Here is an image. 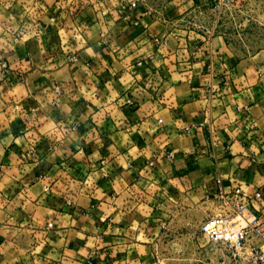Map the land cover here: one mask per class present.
Here are the masks:
<instances>
[{
  "label": "crops",
  "instance_id": "1",
  "mask_svg": "<svg viewBox=\"0 0 264 264\" xmlns=\"http://www.w3.org/2000/svg\"><path fill=\"white\" fill-rule=\"evenodd\" d=\"M193 7L0 0V264H232L198 242L237 188L264 222V57Z\"/></svg>",
  "mask_w": 264,
  "mask_h": 264
},
{
  "label": "built area",
  "instance_id": "2",
  "mask_svg": "<svg viewBox=\"0 0 264 264\" xmlns=\"http://www.w3.org/2000/svg\"><path fill=\"white\" fill-rule=\"evenodd\" d=\"M131 7L136 8L137 3ZM11 70L7 61L0 59V84L8 79ZM262 197L260 190L250 193L240 188L213 196L219 202L220 212L205 219L200 232L209 243L226 250L232 264H264V222L254 211L256 201Z\"/></svg>",
  "mask_w": 264,
  "mask_h": 264
},
{
  "label": "rangeland",
  "instance_id": "3",
  "mask_svg": "<svg viewBox=\"0 0 264 264\" xmlns=\"http://www.w3.org/2000/svg\"><path fill=\"white\" fill-rule=\"evenodd\" d=\"M193 11L187 16L184 25L196 29L208 28L215 33H225L239 53L264 57V0H193ZM195 219V218H194ZM195 222L184 224L180 221L172 231L175 234H200ZM169 232V233H170ZM204 249H210L207 239L199 241ZM188 253L178 264L195 263L192 255L196 252V242H178ZM193 246V247H192ZM220 249H222L220 247ZM182 254V253H181ZM209 260H205L207 262Z\"/></svg>",
  "mask_w": 264,
  "mask_h": 264
}]
</instances>
